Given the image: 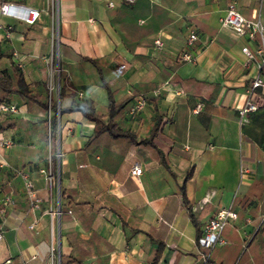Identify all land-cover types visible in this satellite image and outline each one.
<instances>
[{
  "label": "crops",
  "instance_id": "0c3cea01",
  "mask_svg": "<svg viewBox=\"0 0 264 264\" xmlns=\"http://www.w3.org/2000/svg\"><path fill=\"white\" fill-rule=\"evenodd\" d=\"M2 3L11 4L14 13L36 9L38 17L26 24L0 13V68L13 62L32 93L51 96L44 86L52 67L50 0ZM229 3L244 18L264 23V0H56L60 107L85 101L96 115L106 112L94 60L106 69L114 100L127 99L113 124L128 134L93 137L94 123L81 112L61 115L56 191L65 213L56 218L55 262L46 210L52 200L44 178L23 170L40 200L31 209L20 198V178L0 176V197L10 193L14 201L0 217V264H59L60 254L63 264H200L194 240L220 208H230L236 218L222 229L224 243L212 249L208 264H264V63L257 68L241 52L243 46L253 50L256 38L219 24ZM190 30L197 35L191 45L194 61L181 63ZM257 75L263 85L248 96L257 108L239 124L238 110ZM136 97L145 102L130 115ZM9 101L18 107L12 116L36 123L34 130L27 125L37 140L27 163L39 164L46 153L44 129L33 133L44 126L43 114L17 96ZM54 103L57 112V94ZM133 164L140 175L129 174ZM32 220L36 232L27 228Z\"/></svg>",
  "mask_w": 264,
  "mask_h": 264
},
{
  "label": "built area",
  "instance_id": "2783aa9c",
  "mask_svg": "<svg viewBox=\"0 0 264 264\" xmlns=\"http://www.w3.org/2000/svg\"><path fill=\"white\" fill-rule=\"evenodd\" d=\"M135 0H124L126 4H131ZM56 2V0H55ZM107 6L112 7V2L107 1ZM11 4L2 3L0 5V13L12 16L16 19L23 21L26 24H32L38 17V11L33 8H26L19 13L10 12L9 8ZM219 24L223 27L230 28L236 35L245 34L248 39L252 40L256 38V46L253 50H250L247 46L241 47V52L244 54L248 61H254L257 68H260L264 63V23L259 19H246L235 8L233 3L227 4L224 14L219 18ZM197 35L194 30L187 32L184 39V47L179 53V61L181 63H190L194 61V56L191 52V45L196 40ZM153 44L155 47H161L162 43L159 39H154ZM255 57L257 59H255ZM58 71V68H57ZM263 85V80L260 76H255L249 81L247 87V99L243 106L238 110L239 124L246 122V113L253 112L257 106L253 101H250L248 96L252 91ZM50 88L48 94L50 95ZM144 99L142 97H136L131 106L128 109V113L133 115L139 112L143 105ZM200 104H196L194 110L199 109ZM18 111V107L14 101H8L0 104V115L2 114H15ZM13 141L10 136L0 135V151L1 153L9 150L12 147ZM0 169L8 170L13 176H18L22 182L23 192L28 201V205L31 209L38 208L39 197L37 196L33 182L28 174L23 170L15 169L7 164V162L0 156ZM43 172L42 169L39 170ZM141 173V168L137 164H133L129 169V174L132 176H138ZM46 180V178H44ZM14 201L10 193H5L0 197V217H4L7 210L12 207ZM49 211L52 215L58 216V211L55 208V212L52 206L49 207ZM60 214V212H59ZM236 218V213L230 208H220L216 210L212 217L207 219L200 227L199 234L194 240L197 248V256L200 264H208L211 251L214 247L220 246L224 241L220 237L222 229L228 224L231 219ZM264 219L262 216L261 221ZM260 221V222H261ZM36 221L32 220L27 228L33 232H36ZM2 237V231L0 230V239Z\"/></svg>",
  "mask_w": 264,
  "mask_h": 264
},
{
  "label": "trees",
  "instance_id": "16d2710c",
  "mask_svg": "<svg viewBox=\"0 0 264 264\" xmlns=\"http://www.w3.org/2000/svg\"><path fill=\"white\" fill-rule=\"evenodd\" d=\"M3 56L0 53V58ZM91 64L93 65L102 85L104 86L107 98V110L103 115H96L92 109H89L85 106V101L81 103L73 104L69 109H63L60 107L59 103L63 96V85L61 78L60 67H58V109L56 117V109L54 99L51 96H48L46 93L44 95L40 93H32L28 88V85L25 83L23 75L18 67L14 65L13 62H10L8 67L0 68V104L8 102L12 96H17L23 102L26 103L27 108L31 110L32 106H36L40 113L43 114V123H44V132H43V144L45 147H48L49 160L51 169L53 172L55 166V146H56V128H58V137L60 129V120L61 115L67 111H79L84 118L92 121L94 123V128L92 136H96L101 133L107 134H128L125 131H118L114 129L113 120L119 116L122 112V109L127 101V99L116 102L114 100V90L109 86L108 82L105 80V74L107 73L106 69L103 68L99 63L90 59ZM46 83H44L45 86ZM46 89V88H45ZM10 114L0 115V132L4 131L7 128L15 127V118L11 117ZM104 118V122L102 120ZM24 124L30 126L31 130L36 128L35 122L24 121ZM159 125H153L152 131L155 132L158 129ZM29 129V130H30ZM114 129V130H113ZM92 137V138H93ZM149 141V140H147ZM190 176V172L186 173L184 180ZM62 190L59 188V197L62 199ZM180 198L181 201L185 204L186 198L184 195L183 185L180 186ZM59 217L60 219L65 213L63 204H59ZM199 234V231L197 235ZM70 263L76 262L75 259L67 260ZM59 264H63V257L60 254Z\"/></svg>",
  "mask_w": 264,
  "mask_h": 264
},
{
  "label": "rangeland",
  "instance_id": "374dc122",
  "mask_svg": "<svg viewBox=\"0 0 264 264\" xmlns=\"http://www.w3.org/2000/svg\"><path fill=\"white\" fill-rule=\"evenodd\" d=\"M50 7L52 10V16H53V21H52V26L50 29V41L52 44V67L50 70V74L46 79V84L45 87L48 90L50 88L51 91V98H56V87H55V80H56V75L58 74L57 68L58 63H56L55 60V53H56V47H57V40H58V32H57V23L55 20V0H50ZM34 113L36 112L35 110L33 111ZM14 117L16 120L15 127L13 128H7L4 131L7 133H10L12 136V148L6 151L4 154L3 159L7 162V164L11 167H14L15 169L18 170H32L34 173V176H40L41 179L46 178V180H43L45 182V191L46 193L49 194L51 200H52V209L55 212L56 208V202L58 199L57 191H56V166L58 167V164H55V168L51 169L50 161H49V153H48V147H46V153L45 156L46 158L43 157L41 162L39 164H31V162L27 163L28 159V151L33 149V145L37 144V140L32 141V132H30L28 126L24 124V121L22 118H18L17 116H11ZM44 126L39 125L38 131H35L33 134L37 135L41 131H43ZM10 136V135H9ZM27 151V152H26ZM55 158L56 160L59 159V150L57 153H55ZM37 165V166H35ZM39 169H42L43 172H40ZM5 171V172H4ZM4 173V174H3ZM4 176L5 178H8L9 175L12 177L13 176L8 170H3L0 169V176ZM23 189V186H21ZM23 192V190H22ZM24 193V192H23ZM20 196V195H19ZM25 197V198H24ZM21 199L25 200L26 196L25 194L20 196ZM49 212V235H50V258L52 259V262H55L57 255H56V241H57V234L59 233V230H57V225H56V215H52L49 211V207L46 209Z\"/></svg>",
  "mask_w": 264,
  "mask_h": 264
},
{
  "label": "water",
  "instance_id": "95a60500",
  "mask_svg": "<svg viewBox=\"0 0 264 264\" xmlns=\"http://www.w3.org/2000/svg\"><path fill=\"white\" fill-rule=\"evenodd\" d=\"M55 87H56V94L58 95V74L56 75ZM56 114H57V112H56ZM56 209L58 211V216H57V220H58L59 219V203H58V200L56 202ZM58 257H59V253L57 251V260H58ZM57 264H58V261H57Z\"/></svg>",
  "mask_w": 264,
  "mask_h": 264
}]
</instances>
